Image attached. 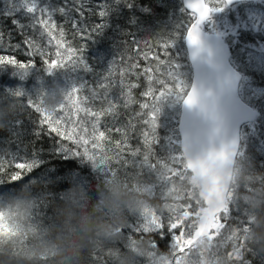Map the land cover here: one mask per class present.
<instances>
[{"label":"trees","instance_id":"16d2710c","mask_svg":"<svg viewBox=\"0 0 264 264\" xmlns=\"http://www.w3.org/2000/svg\"><path fill=\"white\" fill-rule=\"evenodd\" d=\"M206 2L217 7V0ZM36 3L38 8L52 13L56 38L62 29L66 46L78 50L77 55L83 57L88 69L66 66L48 73L44 61L55 59L56 47L54 40L48 43L49 37L42 35L36 22L41 13H27L24 0H0V56L35 65L24 76L13 66L0 67V161L5 165L0 171V264H70L52 243L58 236L65 191L71 186L76 199L83 197L88 206H99L103 215L107 210L102 198L106 185L113 180L147 193L145 206L139 214L126 213L128 221L121 226L122 232L117 229L119 236L86 249L80 264H169L171 259L176 264L177 257L181 258L180 264H264V245L260 243V233L264 232V0L225 4L222 10L212 11L202 25L205 30L220 33L228 43L230 61L242 75L239 94L257 115L254 121L241 126L240 147L225 203L230 215L225 229L208 234L182 252L172 248L167 234L171 230L167 227L164 234L136 231L145 210L164 217L183 210V218L193 224L190 232L185 228L190 236L198 223L193 213L204 208L179 146L177 118L181 100L169 96L160 103L156 138L150 145L149 161L155 163L152 168L141 164L148 150L143 133L151 129L144 123L150 118L144 113L150 109L140 105L152 104L151 97L143 95L148 81L142 69L155 65V61L143 59V53L148 52L149 57L159 53L167 59L157 47L162 40L174 39L169 56L177 66L184 94L188 89L191 69L184 36L193 13L185 9L182 0ZM61 8L65 10L63 14ZM101 11L107 14L102 17ZM99 25L103 27L97 29ZM25 40L34 41L48 55L31 54ZM134 63L139 67L129 69ZM165 71L161 66L160 72L152 75L163 79ZM122 72L126 73L123 85ZM129 84L137 86L131 89V102L126 104ZM80 85L83 87L74 99L80 102L86 98L83 107L101 111L108 108L109 102L115 105L113 113L103 115L98 125L108 138L102 143L108 150L109 167L117 170L114 175L104 165L60 154L61 145L74 151L76 146L51 132L35 110L38 104L45 112L60 115L58 108L68 91ZM87 127L91 130V121ZM118 141L123 142L119 162L115 158ZM32 159L39 160V164L31 172L15 167L16 163ZM17 172L21 178L11 180ZM4 223L8 226L6 232ZM245 225L246 231L242 230ZM229 229L237 230L236 235L231 236ZM175 232L179 234L180 229ZM141 243L144 247L137 254L136 245ZM41 247L43 251L37 254Z\"/></svg>","mask_w":264,"mask_h":264},{"label":"snow or ice","instance_id":"6c2138e0","mask_svg":"<svg viewBox=\"0 0 264 264\" xmlns=\"http://www.w3.org/2000/svg\"><path fill=\"white\" fill-rule=\"evenodd\" d=\"M231 0H217V7L213 8L206 2V0H188L187 7L191 10L194 15V19L188 25L186 32V39L190 45L197 46L199 50L200 46V25L206 20L212 11H220L222 10V6L230 3ZM24 4L26 7L27 13H36L39 11L41 13L40 17L36 18V22L42 28V35L46 34L49 37L48 43L51 44L52 41H55V59L53 60H45V64L47 65L46 71L48 73H52L54 69L66 67V66H75L78 67L80 65L83 66L86 70L88 69V65L85 63L82 56H78V50L71 47V45H67L64 42V32L61 29L59 32V39L56 38L54 31L56 29V25L52 22V13L47 9L38 8L36 0H24ZM59 11L63 14L64 9L61 8ZM107 13L105 11L99 12L100 16H105ZM46 17V18H45ZM15 23V21H14ZM35 26V25H33ZM75 26V22H74ZM103 25L97 26V29L102 28ZM80 31L79 29H77ZM25 43L31 49V54L40 55L42 57L47 56L48 52L45 51L43 47L36 44L32 40H25ZM174 39L162 40L158 43L157 47L163 50L164 57L167 59L161 58L159 53L149 57L148 52L143 53V59L145 60H153L155 61V65H149L142 69V74L147 77L148 88L147 91L143 93L146 97H151L152 104L142 103L140 107L142 109L149 110V112L144 113V115H149L150 118L145 120L144 123L150 127L151 131L144 132V143L148 146V150L143 155V160L141 162L142 166H147L149 168L155 167V163H151L149 161V157L151 155V147L153 140L156 138V128H157V117L160 111V103L163 99L169 96H175L177 100H182L183 103L187 106H193L197 103V92L196 88L193 87L191 91L184 95V86L183 82L179 78V74L177 72V66L172 62L169 56V51L173 46ZM151 51V49H149ZM195 55V53H194ZM5 66H13L20 76L27 75L29 69L33 68L34 63H20L17 60L0 56V67ZM161 66H163L166 71L163 73V79L158 76L154 78L152 75L153 72L159 73ZM139 67L138 64H131L128 66L129 69H135ZM126 73L121 74V84L123 85L124 76ZM139 75V74H137ZM153 84H158L160 87L154 88ZM136 84L127 85L129 91L126 93L127 101L131 102V89L136 87ZM83 85L79 87H72L65 97V102L58 109L60 111V115H52L45 112L38 104L34 105L35 110L42 115V124H46L51 132L55 133L57 137L62 138V140L71 141L73 145L76 146L77 150H73L72 148H67L61 145L59 147V153L63 154L65 157H79L83 159H87L93 162H96L98 165L106 166V169L111 173L115 174L117 170L109 167V157L107 156V149L103 145V141L108 138L105 136L104 131H99L98 125L100 123V119L103 115L112 114L115 105L109 102V106L107 109H103L101 111H93L91 108L83 107L82 104L86 101L84 100L77 102L74 97L76 94L81 91ZM158 93V94H157ZM32 103L31 101L29 102ZM83 113V116L80 114ZM91 121V130L87 127V124ZM116 131H121V129H116ZM125 133V138H126ZM151 137V139H150ZM123 142L118 141L116 143V152L115 158L117 162L122 159L123 152L121 150V145ZM90 145V147H89ZM82 149V151H80ZM139 151L137 149L132 153V155H136ZM178 159V157L176 158ZM126 163V161H125ZM156 163H162L157 161ZM39 164V160L32 159L31 161L25 160L22 163H16L15 167L18 169H24L27 172H31L34 168H36ZM4 162L0 161V171L4 168ZM21 178V174L17 172L11 177V180L17 181ZM168 179V178H161ZM0 183H3L0 180ZM183 210H180L179 214L173 212L172 214L164 217L155 212H150L149 210H145L141 215V223L136 227V231L150 233V232H161L164 234V229L167 227L171 231L167 233L171 236L172 239V248L180 249L183 251L185 247H190L193 244V236H200L201 231H207L211 236L213 233H219L225 229L227 221L229 220V207L225 204L220 209H217L216 212H195L193 216L195 219L199 220V227L197 231L193 233V236H188L187 232L192 230L193 224L190 221H186L182 215ZM2 216V214H0ZM244 224V221H242ZM3 230L6 232L8 230V226L6 223L2 225ZM187 229V232L185 231ZM180 229L179 234H176L175 230ZM212 229L213 231H210ZM231 230V236H235L237 230ZM242 230L246 231L247 226L245 225ZM131 239V236H129ZM156 247V244L154 243ZM180 257L176 258V264H180Z\"/></svg>","mask_w":264,"mask_h":264},{"label":"water","instance_id":"95a60500","mask_svg":"<svg viewBox=\"0 0 264 264\" xmlns=\"http://www.w3.org/2000/svg\"><path fill=\"white\" fill-rule=\"evenodd\" d=\"M240 1L256 0H231L227 5ZM182 3L191 12L188 0ZM199 39L198 50L188 43L186 33L184 36L191 67V80L185 95L195 87L197 103L187 106L181 100L177 129L180 150L204 201L202 212L208 213L225 205L240 147L241 126L253 121L257 112L239 94L241 73L230 62V48L222 35L200 28ZM222 83L227 91L221 96ZM201 85L205 86L203 91ZM198 227L199 220L190 236ZM207 235V231H201L200 236H193L191 246Z\"/></svg>","mask_w":264,"mask_h":264},{"label":"clouds","instance_id":"9594fccd","mask_svg":"<svg viewBox=\"0 0 264 264\" xmlns=\"http://www.w3.org/2000/svg\"><path fill=\"white\" fill-rule=\"evenodd\" d=\"M205 89L201 85V90ZM227 87L221 84L219 94L226 93ZM147 193L127 188L123 183L113 180L106 185L102 206L107 211L101 215L99 206H88L85 199L75 198L71 186L65 191V204L61 214V224L57 239L52 241L62 256H67L70 264H80L86 249L90 250L98 241L116 239L123 231L122 225L128 221L126 213L139 214L145 206ZM264 205V200H261ZM108 218L105 219L104 217ZM120 229V232L117 229ZM260 243L264 245V232L260 233ZM137 254L144 245L137 244ZM37 254L43 251L38 248Z\"/></svg>","mask_w":264,"mask_h":264}]
</instances>
